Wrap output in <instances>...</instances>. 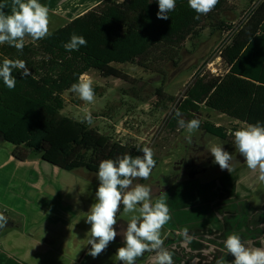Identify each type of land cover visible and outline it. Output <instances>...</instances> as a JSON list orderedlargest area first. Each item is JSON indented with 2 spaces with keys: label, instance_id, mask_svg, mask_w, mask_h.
Masks as SVG:
<instances>
[{
  "label": "rangeland",
  "instance_id": "1",
  "mask_svg": "<svg viewBox=\"0 0 264 264\" xmlns=\"http://www.w3.org/2000/svg\"><path fill=\"white\" fill-rule=\"evenodd\" d=\"M105 1L39 0V3L48 8L50 33L80 12L98 9L97 6ZM253 4V0H230L219 14H211L197 26V34L179 48L156 53L147 63V69L132 63L119 65L117 68L133 84L116 77H104L97 71L87 73L92 86L98 88L93 102L87 103L77 94L74 98L79 101L78 105H71L66 110L75 117L86 113L101 115L98 121L122 142L150 147L153 156L159 157V165L148 179L165 176L172 185L166 203L174 224L167 222L162 227L161 238L173 236L174 231L177 235L184 234L183 230L187 229L191 237L213 241L220 250L217 260L222 259L223 264H232L235 259L224 247L230 234L239 235L247 247L264 248V181L258 178L259 169L248 168L246 162L233 169L239 170L233 176L230 192L226 184H217L216 190H212L216 178L226 183V175L217 174L215 169L192 183L186 179H173V151L183 130L168 135L165 121L198 71L206 68V63L212 60L222 44L224 35L218 31L220 23L237 25ZM12 8L13 0H0V13L11 15ZM25 39L34 40L28 35ZM168 97L176 98V103ZM111 110L114 113L108 115ZM201 118L229 129L247 126L209 110ZM232 133L234 131L226 140L211 137L209 144L221 146L225 142L232 156L238 151ZM13 150V145L0 141V213L6 217L14 216L23 223V228H5L0 234V264H122L115 256L116 250L123 246V240L119 238L110 242L99 257L93 259L87 254L91 248L88 245L91 225L86 223V217L96 203L97 175L85 169L62 170L45 162L41 152L20 162L13 158ZM140 180H133L132 187L140 184ZM231 200L236 218H229L230 224L220 226L216 217L227 218L223 211ZM133 215L139 216V213L123 212L121 219L130 221ZM116 219L114 227L117 232H123L127 225L118 221L117 216ZM149 256L138 257L135 264H158Z\"/></svg>",
  "mask_w": 264,
  "mask_h": 264
},
{
  "label": "trees",
  "instance_id": "2",
  "mask_svg": "<svg viewBox=\"0 0 264 264\" xmlns=\"http://www.w3.org/2000/svg\"><path fill=\"white\" fill-rule=\"evenodd\" d=\"M229 1L218 0L211 12L196 19L197 13L189 7L188 0H176L175 10L163 20L157 18L158 0H107L45 38H24L22 52L7 43L0 44V63L19 59L30 73L23 75V70H13L14 90L0 79V141L13 145L12 156L17 161L26 162L41 152L45 162L62 170L85 169L96 175L102 160H116L125 154L142 156L143 146L119 140L98 121L101 115L91 114L89 125L80 122L85 115L75 117L66 112L79 102L71 85L81 74L91 71L130 82L117 68L119 65L132 63L147 69L156 53L179 48L197 34V26L211 14H219ZM248 13L237 25L220 23L218 31L224 38L231 36L223 52L226 65L220 75L205 68L198 71L184 98L165 121L168 133L180 129L179 119H197L205 110L225 114L237 124H264V0ZM74 33L85 37L87 46L66 51L63 44ZM93 89L94 93L98 90ZM168 100L176 103V98ZM107 113L112 115L114 110ZM203 128L222 139L238 130L210 122H205ZM153 159L157 165L159 158ZM123 212L121 205L117 217Z\"/></svg>",
  "mask_w": 264,
  "mask_h": 264
},
{
  "label": "clouds",
  "instance_id": "3",
  "mask_svg": "<svg viewBox=\"0 0 264 264\" xmlns=\"http://www.w3.org/2000/svg\"><path fill=\"white\" fill-rule=\"evenodd\" d=\"M218 4V0H188V5L193 9L199 19L200 15H207ZM159 11L157 18L167 20L168 13L175 10L176 0H158ZM31 36L34 40L45 38L49 35V11L39 0H13L11 15L0 13V44L7 43L22 52L25 46V36ZM81 46H87V40L83 36L72 34L69 42L64 43L66 51H78ZM23 70V75H30L26 63L22 60L4 59L0 63V79L9 90H14L16 78L13 70ZM71 91L78 94L79 98L87 103L94 100L92 79L87 73L79 76L77 82L71 85ZM176 115L181 114L177 110ZM91 113H86L81 123H92ZM178 125L188 133L187 139L191 143V135L200 127L199 119L185 122L178 120ZM234 146L244 158L248 168L259 169V179L264 181V124H248L234 133ZM143 155L125 154L116 160L105 159L99 164L97 179L98 189L95 193L94 203L86 217V223L91 225V245L87 253L93 259L99 257L114 242L118 235L123 236V246L116 250L115 256L122 264H135L138 257L145 251H156L158 264H173L172 254L163 247L161 238L162 227L171 219L170 210L166 203L167 193H162L155 201L151 200V189L144 184H136L132 187L133 180L137 178L148 179L156 161L153 159V151L150 147L140 149ZM210 153L214 157V164H218L221 170L232 173L230 165L231 154L219 145H213ZM123 205L125 213H139L133 215L127 228L118 233L114 227L117 224V213ZM137 205H140L137 208ZM8 223L7 217L0 213V229ZM187 237V229L183 230ZM224 247L228 254L234 256L232 264H264V248L247 247L237 234H230L224 241ZM216 264H223V260H217Z\"/></svg>",
  "mask_w": 264,
  "mask_h": 264
},
{
  "label": "flooded vegetation",
  "instance_id": "4",
  "mask_svg": "<svg viewBox=\"0 0 264 264\" xmlns=\"http://www.w3.org/2000/svg\"><path fill=\"white\" fill-rule=\"evenodd\" d=\"M261 1L262 0H256L254 4L252 5V7L250 8V11L252 8H255L256 5ZM248 11L246 12L245 17L243 18H246V16H248L249 14ZM229 37H230L229 35H225V38L222 42V44L225 45V48L228 43L227 39ZM209 62L210 61L206 63V68L204 67L205 70L208 72H210L209 70H207V65ZM225 65H226V60H225V64L223 65V67H221V71L223 70ZM210 73L212 74V72ZM209 111H212V110H209ZM204 114L205 112L197 118L200 121V127L198 130L192 133L191 143H189L187 139L188 133L186 132L185 129L180 128L174 133H168L166 130V133L168 135L178 134L179 132H181V130H183L182 138L177 142L175 149L173 151V156H175V158L173 161V164H174L173 173L174 174H172V176H175L173 177V179H186V180H189L190 183H192L197 180L203 179L206 175L210 174L213 169H215L217 171V174L226 175V183H223L218 178H216V181L212 182L214 184V187L212 188V190H216L217 184H220V185L226 184V187L230 192L233 176L237 173L239 169L233 170L232 173H229L227 170H221L218 164L213 163L214 157L210 153V148H211V145L209 144L210 138L211 137L214 139H222V138H220L217 135H214L213 133L203 128L204 123L209 122L207 120L203 121V119L201 118ZM220 115L230 119V117L226 116L225 114H220ZM213 124L217 126H224L220 123H213ZM222 140H226V138ZM221 146L224 147L226 151L229 148V145H227L225 142H223ZM155 157L159 158L158 156H155ZM244 162H245L244 158L240 155L239 151H237L234 155H232L230 165L234 169L236 168L235 166H237L238 164L244 163ZM158 165H159V162L153 168L150 176L154 174L153 171L158 167ZM140 184H144L150 187L151 189L150 195H151V200L153 203L162 193H169L172 188V185L170 184L169 180H167V177L165 176L162 178L161 176L159 177L152 176L150 179H146V180L143 179L142 181L140 180ZM223 212L224 214H227V218L221 219L220 216H217L216 220L217 222H219L220 226L225 227L226 224H230V222L227 221L229 218H234V217L236 218V215L233 211L232 200H231V204H228ZM117 218H118V221L124 222L125 225H128L129 221H124L123 219H121V216ZM7 220H8V223L3 229H0V234L4 231L5 228H13V229L23 228V223L18 219L16 220L14 216L13 218L7 217ZM168 222H169V225L174 224L171 220H169ZM215 228H218V227H215ZM116 238L123 240L122 235H118ZM163 247L172 254L173 264H208L210 261H217L220 255L219 247L216 246V244L213 243V241L205 242L196 237H191L188 234H187V237L184 234L177 235L175 231L173 233V236L167 235V237L164 240ZM148 254L150 255L149 257L152 262L158 263L156 251H149Z\"/></svg>",
  "mask_w": 264,
  "mask_h": 264
},
{
  "label": "built area",
  "instance_id": "5",
  "mask_svg": "<svg viewBox=\"0 0 264 264\" xmlns=\"http://www.w3.org/2000/svg\"><path fill=\"white\" fill-rule=\"evenodd\" d=\"M225 48V45L222 44L216 54L214 55L213 59L208 63L207 70L212 72L214 75L220 74L221 67L225 64V59L223 57V50Z\"/></svg>",
  "mask_w": 264,
  "mask_h": 264
},
{
  "label": "crops",
  "instance_id": "6",
  "mask_svg": "<svg viewBox=\"0 0 264 264\" xmlns=\"http://www.w3.org/2000/svg\"><path fill=\"white\" fill-rule=\"evenodd\" d=\"M122 1H123V0H122ZM118 2H120V1H118ZM84 13H86V12H85V11L80 12V14H78L77 16H80V15H82V14H84ZM77 16H75V17H77ZM75 17H73V18H75ZM73 18H71L68 22H70ZM68 22H66L65 24H67ZM65 24H64V25H65ZM61 26H63V25H61ZM61 26H60V27H61ZM57 28H59V27H57ZM57 28H55V29H57ZM55 29H54V30H55Z\"/></svg>",
  "mask_w": 264,
  "mask_h": 264
}]
</instances>
